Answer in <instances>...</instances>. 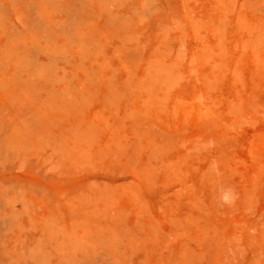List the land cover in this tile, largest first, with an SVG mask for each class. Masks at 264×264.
Instances as JSON below:
<instances>
[{"label": "rangeland", "instance_id": "rangeland-1", "mask_svg": "<svg viewBox=\"0 0 264 264\" xmlns=\"http://www.w3.org/2000/svg\"><path fill=\"white\" fill-rule=\"evenodd\" d=\"M0 264H264V0H0Z\"/></svg>", "mask_w": 264, "mask_h": 264}]
</instances>
